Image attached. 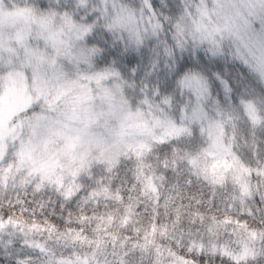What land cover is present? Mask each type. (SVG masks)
Returning a JSON list of instances; mask_svg holds the SVG:
<instances>
[{
	"label": "snow or ice",
	"instance_id": "snow-or-ice-1",
	"mask_svg": "<svg viewBox=\"0 0 264 264\" xmlns=\"http://www.w3.org/2000/svg\"><path fill=\"white\" fill-rule=\"evenodd\" d=\"M0 264H264V0H0Z\"/></svg>",
	"mask_w": 264,
	"mask_h": 264
}]
</instances>
